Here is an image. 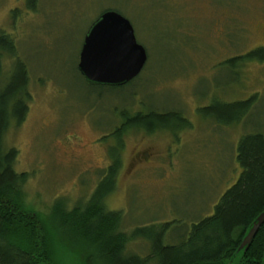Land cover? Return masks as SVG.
I'll list each match as a JSON object with an SVG mask.
<instances>
[{
	"label": "rangeland",
	"instance_id": "rangeland-1",
	"mask_svg": "<svg viewBox=\"0 0 264 264\" xmlns=\"http://www.w3.org/2000/svg\"><path fill=\"white\" fill-rule=\"evenodd\" d=\"M33 1L0 0V33L13 39L29 75L28 116L4 138L6 150H19L16 170L30 173L29 202L42 211L60 197L85 204L114 164L119 144L110 134L123 111H181L193 127L124 133L116 188L105 199L123 212L124 231L154 225L158 233L169 223L165 241L177 242L239 179L241 137L264 133V62L230 61L264 47V0ZM107 10L132 22L148 53L142 73L122 86L89 84L78 68L85 36ZM14 64L5 54L0 88ZM252 96L240 122L223 125L200 112ZM149 248L139 240L128 251Z\"/></svg>",
	"mask_w": 264,
	"mask_h": 264
},
{
	"label": "trees",
	"instance_id": "trees-1",
	"mask_svg": "<svg viewBox=\"0 0 264 264\" xmlns=\"http://www.w3.org/2000/svg\"><path fill=\"white\" fill-rule=\"evenodd\" d=\"M5 54L14 57L15 64L9 81L0 88V264H264V224L249 247L239 250L264 211L263 132L241 137L237 159L243 170L239 179L222 195L213 214L193 223L175 243L165 241L169 223L158 233L154 225L124 231L123 212L109 210L105 199L116 188L121 165L117 157L124 133L144 130L153 134L193 127L181 111H123L121 126L110 134L119 144L111 152L114 164L103 171L88 201L71 207L60 197L48 211H42L28 200L30 173L15 168L19 150L4 146L12 123L20 125L26 120L31 96L26 64L17 55L13 39L1 32L0 78ZM244 58L264 62V47L230 61ZM255 100L256 96L234 102L214 101L200 112L229 125L242 121ZM139 240L149 245L148 254L129 253L128 246Z\"/></svg>",
	"mask_w": 264,
	"mask_h": 264
},
{
	"label": "water",
	"instance_id": "water-1",
	"mask_svg": "<svg viewBox=\"0 0 264 264\" xmlns=\"http://www.w3.org/2000/svg\"><path fill=\"white\" fill-rule=\"evenodd\" d=\"M147 61V50L138 41L132 22L116 10H107L90 26L78 68L89 84L122 86L138 77ZM263 224L264 212L244 237L239 250L249 247Z\"/></svg>",
	"mask_w": 264,
	"mask_h": 264
},
{
	"label": "bare ground",
	"instance_id": "bare-ground-1",
	"mask_svg": "<svg viewBox=\"0 0 264 264\" xmlns=\"http://www.w3.org/2000/svg\"><path fill=\"white\" fill-rule=\"evenodd\" d=\"M263 212H264V211H263ZM258 217H259V216H258ZM256 221H257V219H256ZM256 221H255V222H256ZM255 222L253 223V225L255 224ZM253 225H252V226H253ZM252 226L250 227V229L252 228ZM250 229H249L248 231H250ZM247 233H248V232H247ZM246 235H247V234H246ZM246 235H245V236H246Z\"/></svg>",
	"mask_w": 264,
	"mask_h": 264
}]
</instances>
